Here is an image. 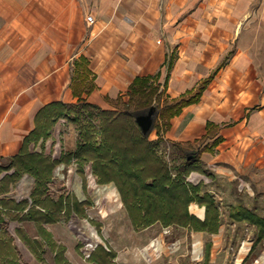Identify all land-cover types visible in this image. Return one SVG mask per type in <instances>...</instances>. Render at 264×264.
I'll return each mask as SVG.
<instances>
[{
	"label": "crops",
	"instance_id": "crops-1",
	"mask_svg": "<svg viewBox=\"0 0 264 264\" xmlns=\"http://www.w3.org/2000/svg\"><path fill=\"white\" fill-rule=\"evenodd\" d=\"M87 17L93 21H87ZM261 51L264 0H0V166L5 167L0 173V204L4 206V213H0V264H16L12 258L18 250L9 232L12 225H16L15 232L29 255L41 262L43 247L52 251L50 240L60 244L52 223L26 217L32 205L34 178L25 174L12 184L9 178L14 170L6 168L34 131L41 108L52 102L77 103L72 84L84 68L94 88L82 98L104 110L120 109L122 102L128 101L129 87L137 77L159 74L152 81L161 85L160 90L169 99L195 91L206 82L199 101L184 107L170 120V128L159 135L163 147L172 143L191 146L200 143L209 128L216 131L212 139L200 143L209 150H202V146L194 150L197 167L206 173L191 172L186 180L194 186L201 183V194H211L221 211L217 233L178 227L182 231L167 245L160 237H150L146 230L156 225L171 227L155 224L135 231L119 192L110 183L104 185L108 191L103 199L115 203L130 231H120L125 249L120 253L110 228L120 229L125 219H108L101 235H93V251L99 247L114 255L109 264H166V260L180 264L186 257L192 263L226 264L229 257L221 243L229 237H225L230 232L227 228L232 223H249L238 216L241 212L264 218L258 214L264 208ZM69 124L59 119L49 139L26 146L28 153L41 152L50 140L56 160L62 152L73 151L78 132L75 127L74 141L67 147L68 134L63 128ZM150 138H158L155 130ZM86 170L96 182L90 165L84 168V174ZM49 190L50 198L56 199ZM23 201L27 207L20 209ZM188 209L204 220V206L194 201ZM226 214L229 220L225 221ZM26 225L33 231H26ZM132 234L139 236L133 239ZM256 240V245L253 239L241 240L238 258L232 264H244L251 246L254 249L264 241ZM257 263L264 264V253Z\"/></svg>",
	"mask_w": 264,
	"mask_h": 264
},
{
	"label": "trees",
	"instance_id": "trees-1",
	"mask_svg": "<svg viewBox=\"0 0 264 264\" xmlns=\"http://www.w3.org/2000/svg\"><path fill=\"white\" fill-rule=\"evenodd\" d=\"M168 67L171 69L170 65ZM84 70L85 72L78 73L72 84L73 93L78 97L77 103L52 102L41 108L35 117L34 131L26 137L21 153L14 156L6 168L14 170L9 178L12 184L17 183L25 174L34 178L32 205L26 217L53 224L62 220L64 214L68 218L72 212L77 215L83 213L84 202H79L76 198L68 199L63 195L54 199L47 194L49 184L54 180L56 167L75 161L81 166L80 174H84L85 166L90 165L98 185H115L135 231L160 224L163 227L217 233L221 225V211L216 200L209 193L201 194V183L194 186L186 180L191 172L206 173L197 167L198 156L188 160L187 149L181 143H172L169 146L171 153H166L167 150L162 149L165 148L162 146L164 140L159 135L161 130L170 128V120L180 114L184 107L199 101L206 82L195 91L169 99L164 97L161 85L152 81L158 79L159 74L137 77L129 87L128 101L122 102L123 107L104 110L82 98L94 88V84L89 81L87 69ZM151 105L159 109L154 127L157 139H151V135L144 136L131 115V112ZM59 119H66L75 125L78 132L75 149L62 152L59 160L47 153L45 146L41 147V152L28 153L26 146L31 142L37 144L49 139L50 132ZM216 134L214 129L209 128V133L200 143L212 139ZM204 149L210 148L205 146L202 150ZM4 169L5 167L0 166V173ZM194 201L205 207L203 221L189 213V205ZM26 204L23 201L18 207L24 209ZM0 206L2 214L4 206ZM248 213L247 216L245 212H241L238 216L257 228L256 241L260 242L264 239V218L249 211ZM48 244L55 253V264H70L64 256V247L53 240ZM91 256L96 264H109L110 258L114 257L99 247Z\"/></svg>",
	"mask_w": 264,
	"mask_h": 264
},
{
	"label": "rangeland",
	"instance_id": "rangeland-1",
	"mask_svg": "<svg viewBox=\"0 0 264 264\" xmlns=\"http://www.w3.org/2000/svg\"><path fill=\"white\" fill-rule=\"evenodd\" d=\"M261 55H262L261 57L262 60L264 59V52L261 51ZM261 66L263 65L261 64ZM261 70L264 74V66L263 68H261ZM121 107H123V105H121ZM157 110L159 116V109ZM158 116L156 120L158 119ZM63 129H64L63 133L68 134L67 138L65 139L66 146L68 147L69 143L71 141L72 142L74 141L73 129H75V125L71 123L66 127H64ZM153 133L154 130L151 132V134ZM199 146L203 147V145H200V143H194L193 145H191V147L188 145L184 147L185 149H187V153L189 154V156H192L194 155V150L200 148ZM45 149L47 153L53 154L55 151L54 142H52V140L48 141ZM162 149L167 150L166 153H171L172 151L171 147L168 148L165 147ZM88 166L89 165L85 167ZM80 168L81 166L75 161H73L72 163H70V165L67 166L60 165L59 167H56L54 171L55 177L53 182L50 183L49 192L55 198H57L59 195H63V196H67L68 199H70V198H75L76 195H78V198L80 200H83L85 203L83 204L84 206L82 207L83 213L81 215H77L72 212V214L68 218L66 214H64L62 215L63 216L62 221H60L59 223L57 222L55 224H52L51 228L55 234V239L60 243L59 245L64 247L65 249L64 256L66 257L68 263L96 264L95 262H93V260H91L92 257L91 255H93L97 249L96 248L95 251H93V247L96 246L95 240L93 239V235L98 236V234L103 232V229L105 230V227H103V225H106L108 223L107 222L108 219L113 221L117 219L123 220L125 218L123 215L120 214V211L117 209V206H115V203L110 204L107 203L109 200L103 199L104 195L107 194L108 191L107 186L104 187V185H98L96 182H93L89 170H86V174H80L79 172ZM26 180H30V179L25 178V181ZM103 188L106 189H104L102 192H99V189H103ZM112 188L113 187H111V189ZM100 199L103 201L101 202ZM258 214L264 216V208H262ZM104 215H106L105 216L106 218L104 221H102V217ZM228 218L229 217L227 216V218H225V221L226 219L229 220ZM120 225L123 226L124 228L123 227H121L120 229L118 227L110 228V231H112L110 232V234L116 238L118 244L117 245L118 250L120 253H122L123 251H125V249H124V244L122 242L123 235L120 236L121 235L120 231H123L125 229L127 233V231L128 232L130 231L129 228L130 226L126 219L122 221ZM227 225L228 224H226V226ZM15 226L16 225L10 226L9 232L13 234V238L15 239V247L18 250L17 254L13 256L14 258H12L16 260L14 261L16 264H55V258H54L55 253L54 251H50L47 246L43 247L44 253H43L42 262L39 261L38 258L35 257V255H29L26 245L19 240L15 232ZM227 229H230V232H228L225 237H227L228 235L229 237L227 238L226 242L224 241L223 244L221 243V247L225 249L229 257L226 264H232L235 261V259L238 258V252H239L238 247H239V242L241 240L243 242L245 241L251 242V240L253 239V243H254V240L257 237L256 228L248 224L232 223L231 226ZM25 230L31 232V230L33 231V228L31 227V225H26ZM146 231H147L146 234H148L150 237L153 238L160 237L163 239V243L168 245L175 240V238L182 230H180V228L178 227H171L168 229H164L159 225H156V227L150 228ZM135 236L137 237L139 236V234L137 235L132 234L133 239L135 238ZM102 242L105 243L104 240ZM250 250L251 251H249L248 253L249 256L245 258L244 264H258L257 261L259 259V256H261V254L264 253V241L259 243V245L254 249L251 246ZM221 252L222 250L220 251V253ZM220 253H218V255H220ZM185 260L186 261H179L180 264H203L202 262L200 263L188 262L189 260L187 259V257L185 258ZM166 264H170V261L166 260Z\"/></svg>",
	"mask_w": 264,
	"mask_h": 264
},
{
	"label": "water",
	"instance_id": "water-1",
	"mask_svg": "<svg viewBox=\"0 0 264 264\" xmlns=\"http://www.w3.org/2000/svg\"><path fill=\"white\" fill-rule=\"evenodd\" d=\"M131 115L141 129L142 134L144 136H149L155 127V121L158 116L157 108L153 105L147 109L133 111L131 112ZM192 158H194V155L188 156V160Z\"/></svg>",
	"mask_w": 264,
	"mask_h": 264
},
{
	"label": "built area",
	"instance_id": "built-area-1",
	"mask_svg": "<svg viewBox=\"0 0 264 264\" xmlns=\"http://www.w3.org/2000/svg\"><path fill=\"white\" fill-rule=\"evenodd\" d=\"M87 21L92 22L93 21L92 17H87Z\"/></svg>",
	"mask_w": 264,
	"mask_h": 264
}]
</instances>
